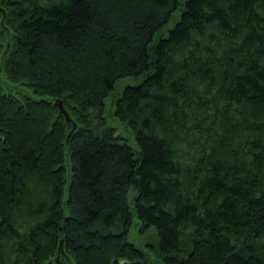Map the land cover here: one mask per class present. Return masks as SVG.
Here are the masks:
<instances>
[{"label": "trees", "instance_id": "16d2710c", "mask_svg": "<svg viewBox=\"0 0 264 264\" xmlns=\"http://www.w3.org/2000/svg\"><path fill=\"white\" fill-rule=\"evenodd\" d=\"M0 72V264H264V0H0Z\"/></svg>", "mask_w": 264, "mask_h": 264}, {"label": "rangeland", "instance_id": "374dc122", "mask_svg": "<svg viewBox=\"0 0 264 264\" xmlns=\"http://www.w3.org/2000/svg\"><path fill=\"white\" fill-rule=\"evenodd\" d=\"M0 82L2 83V86L6 93L13 94L16 97L19 98L26 97L33 100L50 99V97L48 96H42L34 93L32 89H30L28 86L24 84L12 82L1 72H0ZM106 109L108 111V116H109V111L111 110L110 100L107 101ZM108 122L109 125L111 126H116V127L119 126L118 122L114 118L108 117ZM118 128H120L118 130V134L127 135L123 131V128L121 127ZM138 223L139 221L135 217L133 226L131 228V232L129 234V241L138 247L144 248L146 250H151L147 246V244L149 245L152 244L154 246H157L159 242L157 231L154 228H152L149 231H147L144 235H142L138 232Z\"/></svg>", "mask_w": 264, "mask_h": 264}, {"label": "water", "instance_id": "95a60500", "mask_svg": "<svg viewBox=\"0 0 264 264\" xmlns=\"http://www.w3.org/2000/svg\"><path fill=\"white\" fill-rule=\"evenodd\" d=\"M63 104L62 103H60V108H61V111H62V113H64V114H66V118H67V120H69V116H68V114L67 113H65V111L63 110V106H62ZM70 122V121H69ZM77 129V127L76 126H74V129H73V132H75V130ZM61 246H62V244H61Z\"/></svg>", "mask_w": 264, "mask_h": 264}]
</instances>
